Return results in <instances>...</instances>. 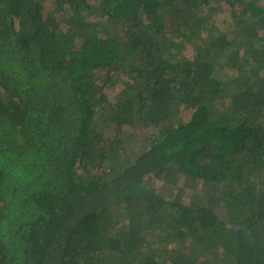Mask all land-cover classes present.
<instances>
[{"label": "trees", "instance_id": "16d2710c", "mask_svg": "<svg viewBox=\"0 0 264 264\" xmlns=\"http://www.w3.org/2000/svg\"><path fill=\"white\" fill-rule=\"evenodd\" d=\"M0 264H264V0H0Z\"/></svg>", "mask_w": 264, "mask_h": 264}, {"label": "rangeland", "instance_id": "374dc122", "mask_svg": "<svg viewBox=\"0 0 264 264\" xmlns=\"http://www.w3.org/2000/svg\"><path fill=\"white\" fill-rule=\"evenodd\" d=\"M147 181L150 182L151 184L154 183L156 185V188H158L162 194L164 193L167 194L166 192H168V194H171L177 189V187L172 185L170 181L161 183V181H158V178L153 176L147 177Z\"/></svg>", "mask_w": 264, "mask_h": 264}]
</instances>
